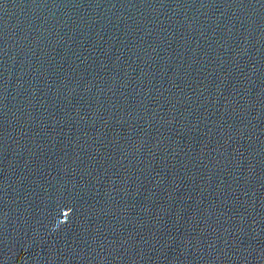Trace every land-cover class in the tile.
Here are the masks:
<instances>
[{
	"label": "water",
	"instance_id": "water-1",
	"mask_svg": "<svg viewBox=\"0 0 264 264\" xmlns=\"http://www.w3.org/2000/svg\"><path fill=\"white\" fill-rule=\"evenodd\" d=\"M0 264H264V0H0Z\"/></svg>",
	"mask_w": 264,
	"mask_h": 264
}]
</instances>
